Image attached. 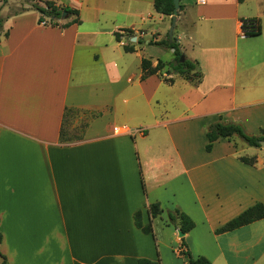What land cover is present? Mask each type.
I'll use <instances>...</instances> for the list:
<instances>
[{
	"label": "crops",
	"instance_id": "0c3cea01",
	"mask_svg": "<svg viewBox=\"0 0 264 264\" xmlns=\"http://www.w3.org/2000/svg\"><path fill=\"white\" fill-rule=\"evenodd\" d=\"M47 2L78 11L80 23L64 27L75 19L67 13L57 25L41 20L31 3ZM180 3L173 38L198 63V85L171 69L172 49L154 44L169 38L172 25L154 0H0V252L7 264H188L168 217L176 208L195 222L185 235L194 258L264 264V219L216 233L264 205L260 149L219 139L206 151L207 129L220 119L264 130V0ZM13 5L22 10L11 13ZM246 19H258L261 33L245 35ZM143 59L165 67L142 80ZM72 109L96 117L81 140L62 142ZM154 203L164 212L152 220ZM138 213L152 233L136 225Z\"/></svg>",
	"mask_w": 264,
	"mask_h": 264
},
{
	"label": "trees",
	"instance_id": "16d2710c",
	"mask_svg": "<svg viewBox=\"0 0 264 264\" xmlns=\"http://www.w3.org/2000/svg\"><path fill=\"white\" fill-rule=\"evenodd\" d=\"M241 1V0H240ZM154 6L157 13L163 15L166 18L172 17L174 14L175 5L173 0H154ZM36 10H38L42 19H48L50 23L53 25H57V22L63 19V13L66 12L68 16H75V19L66 23L64 27H69L74 24L80 23L79 20V12L76 10H72L69 8H59L53 2H47L45 7H40L38 5L34 6ZM182 8V7H181ZM242 30L245 35L251 34H259L261 33V23L258 19H246L242 21ZM3 33V20L0 19V41ZM119 37V35H117ZM119 39V38H118ZM157 46L166 47L168 49H174V54L176 56L175 64L171 66V69L179 74V76L184 79L191 81L195 85H198L202 80V74L197 71L198 63L192 62L190 60L185 59L181 61V57L183 53L180 50L179 45L176 43L173 38L171 41L169 38L166 41L154 43ZM126 52H134L133 47L126 46ZM165 64L162 61H159L156 67H153V63L149 59L142 60V80L153 76L160 75V72L164 69ZM166 83L172 84L174 83L173 79H164ZM70 110L66 111L64 124L61 129V141L68 142L72 140H81L83 138L76 139H68L65 136V123L67 114ZM94 116L93 118H95ZM208 143L206 145V151L208 153L212 152L214 144L219 139H226L230 142L233 141L235 136H238L243 140V142L249 147L261 148V142H264V130H261L259 135H250L247 134L241 124L237 123H225L220 119L217 123L210 125L207 129L206 133ZM236 147V146H235ZM237 148V147H236ZM241 162L246 165L256 167L258 162L255 157H246L241 156L239 158ZM149 214L153 219L163 214V209L159 203H154L149 205L148 207ZM168 217L170 220V224L174 226L176 229H180L185 235L190 233L195 228V222L184 212H182L179 208H176L173 211L168 212ZM264 219V205L261 203H257L256 205L250 207L245 212L240 214L238 217L234 218L230 222L226 223L224 226L217 230V234L229 233L240 229L242 227L248 226L252 223ZM136 225L139 228H142L146 233H152V227H143L142 225V216L141 213L136 214L135 216ZM2 235L0 233V244L2 243ZM187 243L185 237L182 238L181 245V254L187 259L188 264H212L209 259L206 257L194 258L190 251L187 249ZM0 258L3 259L2 264H7L6 258L0 252ZM139 264H160V260L153 262L147 259H140Z\"/></svg>",
	"mask_w": 264,
	"mask_h": 264
},
{
	"label": "rangeland",
	"instance_id": "374dc122",
	"mask_svg": "<svg viewBox=\"0 0 264 264\" xmlns=\"http://www.w3.org/2000/svg\"><path fill=\"white\" fill-rule=\"evenodd\" d=\"M31 5L35 6L36 4L31 3ZM20 10H22V8L19 6L13 5L12 7H10L11 13H14V12H17ZM168 57H170V54H168ZM168 57L165 59V62H169ZM94 116H96V114L91 113L89 111H84V110H80V109L70 110L67 114L66 123H65V136H66V138L76 139V138L82 137L84 134V131L86 130V128L88 127L89 123L91 122V120L93 119ZM243 128L246 131L245 127H243ZM246 133L250 134V135H259L261 133V130L257 134L249 133L248 131H246ZM233 140L238 145H246L243 142V140L241 138H239L238 136H235ZM247 148H249V147H247ZM247 148H245V149H247ZM258 149H260V153H258V156L262 161H264V151H263L264 148L261 147ZM241 154L246 155L248 153L246 152V153H241Z\"/></svg>",
	"mask_w": 264,
	"mask_h": 264
},
{
	"label": "water",
	"instance_id": "95a60500",
	"mask_svg": "<svg viewBox=\"0 0 264 264\" xmlns=\"http://www.w3.org/2000/svg\"><path fill=\"white\" fill-rule=\"evenodd\" d=\"M174 2V5H175V9H174V14L172 16V25H171V29H170V32H169V38L170 40L173 39L174 37V31H175V27H176V24H177V17H178V14H179V11L181 9V3H180V0H173ZM66 15V12H64L63 14V17ZM173 51H175L174 49H172ZM185 60V56L182 55L181 57V61H184ZM261 147L264 148V142H261ZM178 232V236L179 238H184L185 237V234L180 230L178 229L177 230Z\"/></svg>",
	"mask_w": 264,
	"mask_h": 264
},
{
	"label": "built area",
	"instance_id": "2783aa9c",
	"mask_svg": "<svg viewBox=\"0 0 264 264\" xmlns=\"http://www.w3.org/2000/svg\"><path fill=\"white\" fill-rule=\"evenodd\" d=\"M41 25L42 26H47L48 25V22H46V21H43V22H41ZM243 31V30H242ZM244 33V32H243ZM116 132L117 133H123V132H126V130H118V129H116ZM139 133H144V130H142V129H140L139 131H138Z\"/></svg>",
	"mask_w": 264,
	"mask_h": 264
}]
</instances>
